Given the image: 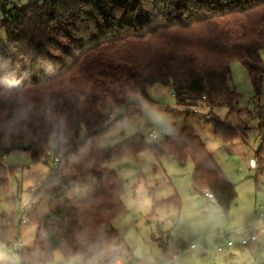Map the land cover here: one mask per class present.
<instances>
[{
    "label": "trees",
    "instance_id": "16d2710c",
    "mask_svg": "<svg viewBox=\"0 0 264 264\" xmlns=\"http://www.w3.org/2000/svg\"><path fill=\"white\" fill-rule=\"evenodd\" d=\"M261 52L264 0H0V192L16 169L3 162L9 153H26L33 164L58 160L23 213L34 242L15 252V264H47L55 251L88 259L116 242L123 185L108 166L143 150L190 162L193 186L226 213L234 186L192 128L150 145L139 134L107 148L100 140L138 114L154 85L169 86L187 111L204 104L239 117L230 66L240 63L259 95ZM130 97L136 102L109 120ZM212 122L222 142L246 137L226 120ZM255 157L260 174L262 147ZM156 240L170 259L166 240ZM5 249L12 251L7 241Z\"/></svg>",
    "mask_w": 264,
    "mask_h": 264
},
{
    "label": "rangeland",
    "instance_id": "374dc122",
    "mask_svg": "<svg viewBox=\"0 0 264 264\" xmlns=\"http://www.w3.org/2000/svg\"><path fill=\"white\" fill-rule=\"evenodd\" d=\"M10 1L25 4L28 0ZM260 55L264 59V52ZM229 84L240 96L239 117L226 107L208 108L204 104L188 112L176 106L169 86L154 85L147 90L146 98L139 101L138 114L123 129L105 134L100 140V147L107 148L139 134L150 145L177 135L184 127L192 128L234 186L236 197L226 213L193 186L190 162L183 165L170 156L156 159L143 150L108 166L123 185V213L113 223L118 240L88 259L64 257L55 251L47 264H89L93 260L101 264L113 252H121L118 258L122 264H168L169 257L158 247L156 239L160 237L166 240L168 256L184 251L174 264H264V221L258 215L259 207L264 211V169L260 174H247L251 161L257 163L255 154L260 147L264 159V128L260 131L259 127L264 119V81L256 95L246 71L234 62ZM136 100L130 97L119 107V113ZM116 109L113 107L112 111ZM215 120H226L231 126L244 129L246 137L228 143L218 140L213 135ZM152 130L156 139L148 137ZM46 161L47 165L33 164L29 155L22 152H11L3 160L6 166L16 169L7 191L0 192L2 264L17 263L16 254L5 249V242L17 237V231L25 248L33 245L35 229L28 225L19 229L18 224L36 201L28 189L49 174L52 159ZM246 235H254L256 241L244 247L239 242ZM227 241L234 245L218 252L217 248L225 247ZM190 245L196 248L191 250Z\"/></svg>",
    "mask_w": 264,
    "mask_h": 264
},
{
    "label": "built area",
    "instance_id": "2783aa9c",
    "mask_svg": "<svg viewBox=\"0 0 264 264\" xmlns=\"http://www.w3.org/2000/svg\"><path fill=\"white\" fill-rule=\"evenodd\" d=\"M194 112H196V110H194ZM119 114V108H117L116 110H114V111H110L108 114H107V118L109 119V120H111L112 118H114L116 115H118ZM148 137L149 138H152V139H156V132L154 131V130H152V131H150L149 133H148ZM47 154H49V152H47ZM57 162H58V160L57 159H54L53 160V163H52V168H56V165H57ZM258 170V164L255 162V161H251V167L247 170V174L248 175H250V174H252L254 171L256 172ZM41 186V182H39V181H37L36 183H35V187H30L29 189H28V191L30 192V193H34V192H36V190L39 188ZM204 194V196L206 197V198H208L209 200H211V201H213L214 202V198H213V196L210 194V193H208V192H204L203 193ZM259 218H260V221L262 222V221H264V211L262 210V207H259ZM25 222H26V220H25V218H24V215L22 214V219H21V221H20V223H19V226H23L24 224H25ZM19 230V229H18ZM17 237H15L12 241H10L9 243H10V249L15 253V252H17L21 247H22V242L20 241V239H19V232L17 231ZM255 241H256V239H255V236L254 235H246V236H244V237H242L241 239H240V242H239V244L241 245V246H247V245H249V244H253V243H255ZM234 244H233V242H231V241H227L226 242V245H225V247H218L217 248V251L218 252H224L225 250H227L229 247H232ZM196 247H195V245H190L189 246V249H191V250H193V249H195ZM184 251H182V252H180V253H175V254H173L171 257H170V261H169V263L168 264H174V261H176L177 260V258L183 253ZM130 258L129 257H127V260H129ZM114 264H122V262H121V260L118 258V259H116L115 260V262H114Z\"/></svg>",
    "mask_w": 264,
    "mask_h": 264
},
{
    "label": "clouds",
    "instance_id": "9594fccd",
    "mask_svg": "<svg viewBox=\"0 0 264 264\" xmlns=\"http://www.w3.org/2000/svg\"><path fill=\"white\" fill-rule=\"evenodd\" d=\"M89 264H98V262L93 260V261H90Z\"/></svg>",
    "mask_w": 264,
    "mask_h": 264
},
{
    "label": "crops",
    "instance_id": "0c3cea01",
    "mask_svg": "<svg viewBox=\"0 0 264 264\" xmlns=\"http://www.w3.org/2000/svg\"><path fill=\"white\" fill-rule=\"evenodd\" d=\"M23 226H24V225H23ZM21 227H22V226H19V224H18V228L20 229ZM8 242H9V241H8ZM172 255H173V254H172ZM172 255H171V256H172ZM171 256H170V257H171Z\"/></svg>",
    "mask_w": 264,
    "mask_h": 264
}]
</instances>
